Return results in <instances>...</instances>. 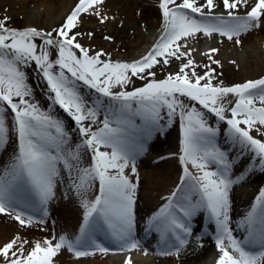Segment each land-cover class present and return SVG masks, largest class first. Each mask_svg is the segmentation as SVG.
<instances>
[{
    "label": "snow or ice",
    "instance_id": "obj_1",
    "mask_svg": "<svg viewBox=\"0 0 264 264\" xmlns=\"http://www.w3.org/2000/svg\"><path fill=\"white\" fill-rule=\"evenodd\" d=\"M102 4L103 0H78L65 22L51 31L34 26L17 29L9 26L10 17H0V150L7 147L11 135L17 139L16 151L0 166V214L21 228L46 224L47 205L57 185L64 182L65 172L69 189L84 210L74 239L60 235L33 242L17 234L0 246V264H54L62 249L76 258L139 249L147 255L149 248L136 236L137 184L126 170L135 176L136 161L147 150L148 141L162 134L177 115L183 174L176 190L164 198L167 202L147 219L146 233H157L163 242L155 254L178 256L196 232V217L204 213L215 225L217 264H264V189L238 221L246 233L242 240L233 235L229 215L232 187L252 171L264 172V140L250 134L257 125L264 127V77L232 86H224L222 80L214 85L212 80L222 73L206 64L204 74H198L184 43L202 33L206 37L218 34L239 45L242 34L264 22V0L252 5L248 0H220L219 4L161 0L164 34L133 63L102 60L107 55L102 49L92 50L80 42L79 37L91 38L93 33L74 31L82 23V13L95 14L104 23L108 17L99 12ZM221 5L226 15L215 14ZM241 5L244 15L238 14ZM218 51L213 48L205 54L211 64H220L214 58ZM173 58L181 60L179 71L155 79L153 67L167 65ZM28 68L44 84L50 101L47 110L35 100ZM132 77L146 83L127 90L134 84ZM81 84L98 94L91 104L82 95ZM230 95L236 99L234 104L228 101L229 108L224 100ZM56 105L74 121L81 137L78 143L65 122L53 114ZM209 115L226 122L231 144L241 153H252L255 166L233 175V162L217 145L219 127L209 123ZM93 125L99 126L94 129ZM89 152L91 163L84 166ZM96 181L98 194L87 199ZM98 234L113 247L98 241ZM195 239L203 237L197 234ZM256 247L260 251L247 250ZM126 264H132L131 257Z\"/></svg>",
    "mask_w": 264,
    "mask_h": 264
},
{
    "label": "bare ground",
    "instance_id": "obj_2",
    "mask_svg": "<svg viewBox=\"0 0 264 264\" xmlns=\"http://www.w3.org/2000/svg\"><path fill=\"white\" fill-rule=\"evenodd\" d=\"M18 1L21 6L15 11L9 12L12 27L19 29L25 26H34L46 31L59 27L60 23L66 20V15H69L78 3V0ZM104 2L106 4L103 3L102 7L106 6L108 8L109 21L103 26H98L96 22L85 21L80 17L82 23H79L74 31L85 34L92 32L93 36L91 38L87 35L80 38L90 44L92 48L102 49L107 54V61L127 63L140 61L152 50L159 38L164 34L163 17L156 15V10L159 11L160 9L161 0H104ZM204 2L205 0H196L197 4ZM215 3L219 4L220 0H215ZM248 3L252 5L255 0H248ZM136 8H140L139 14L135 12ZM245 12L246 9L241 5L238 14L244 15ZM215 14L226 15L222 5L215 8ZM95 32L97 33L94 34ZM105 36L111 37V40L104 39ZM240 40L241 43L237 45L226 37L213 34V37H208L198 45L186 41L184 43L191 50V58L198 74L203 75L206 71L205 65L209 64L216 69L217 73H222V75H219L218 80H212L214 85L222 80L224 86H232L264 77V22L261 23L260 27L242 34ZM209 48L219 49L218 53L214 54V58L220 62L219 65L211 64L206 55L202 60L201 55L205 54L203 51ZM232 61L235 63H231ZM170 63L176 64L173 73H177L181 67V60L173 58L170 59ZM186 71L188 70L186 69ZM97 96L98 94L94 90L87 94L91 103L95 101ZM104 99L107 103V98ZM235 99L234 96L230 95L224 100V103L230 108L231 105L228 104V101L231 100L234 104ZM164 112L166 113V109ZM226 115L230 116V111ZM208 121L213 127H219L216 142L222 150L228 153L230 160L233 162L232 170L234 172L238 170L246 171L249 166H255L251 158L252 153H241L238 146L231 144L227 136L228 126L226 122L218 121L212 115H209ZM173 122L174 128L167 130L165 127L162 134H154V137L151 138L152 140L148 141L149 145L147 144L146 152L136 161L137 172L135 176L126 170L129 178L137 184L135 214L143 212L146 221L167 202L164 198L176 190L183 174V166L179 161V156L182 154L180 151L182 132L178 115L173 119ZM16 149L17 139L15 137L10 138L7 147L4 150H0V166L7 163ZM88 159L90 164L91 155ZM190 170L195 172V169H191V166ZM247 175L254 179L256 183L251 184L249 189L246 190L245 198L241 199L234 197V195L231 199L229 197L231 205L229 215L231 227L234 229L233 235L240 240L244 238L246 233L239 228L238 221L242 220L246 213L251 210L253 204L256 203V197L261 191L259 189L258 193V187L261 185L263 187L261 189H264V172L255 170ZM64 178L67 177L65 176ZM254 189L255 192L252 193ZM96 194H98L97 184L86 193V198L93 199ZM75 196L77 195L69 189V186L65 189L58 184L55 189L52 206L47 207L49 213L46 218L47 223L40 226L21 228L18 222L0 214V246L17 234L33 242L44 238H52L53 236L59 237L60 235H67L69 238L74 239L76 235H79L78 229L83 223L84 211L81 207L80 198ZM205 220L207 221L206 223H209L206 218ZM212 225L213 229H215V225ZM195 227L196 232L189 239L188 245L180 250L178 256L155 254L154 264H217L220 253L214 238L209 240L202 239L201 241L195 239L197 234L201 235L205 231L209 232V229L203 224V219H196ZM153 233L156 237V242H161L163 245L160 237H157V233ZM138 239L142 241L144 246L149 248V252L151 249L156 250L157 247L155 245L147 244L142 238ZM105 241L107 246H112L110 240L106 239ZM256 249L259 248L247 250L252 252L260 251ZM131 253L125 254L124 257H131L132 259L134 255ZM119 260L118 256L111 255V252L108 254L97 252L91 256L76 258L67 249H62L54 258V264H120ZM114 261L117 262L113 263Z\"/></svg>",
    "mask_w": 264,
    "mask_h": 264
},
{
    "label": "rangeland",
    "instance_id": "obj_3",
    "mask_svg": "<svg viewBox=\"0 0 264 264\" xmlns=\"http://www.w3.org/2000/svg\"><path fill=\"white\" fill-rule=\"evenodd\" d=\"M0 2H1L0 3V17L7 15L8 17L11 18V15H10L9 12L15 11L19 6H21V4L19 3L18 0H0ZM103 3L106 4V2H104V0H103ZM102 5L99 6V12L101 13V15L108 17V19L104 23H101L99 17L97 15H95V14L82 13L80 17H82L85 21L96 22L98 26H103L107 21L110 20V18H109V15H108V13H109L108 8L106 6H103L102 7ZM135 12L137 14H139L140 8L139 9L136 8L135 9ZM214 12H215V9H214ZM156 15L158 17H161L162 16L161 9H159V11L156 10ZM67 16L68 15H66V17ZM80 17H79V20H80ZM143 21H145V20H143ZM64 22H61L60 25H59V27ZM9 26L12 27L11 21H9ZM25 27H27V26H25ZM28 27H31V26H28ZM19 29H23V28H19ZM38 29H40V28H38ZM96 33L97 32H95L94 34H96ZM79 39H80V42L85 47H88V48H90L92 50H97L94 47L92 48L90 46V44L86 43L80 37H79ZM187 42L188 43H194V44H197V45L199 43L201 44L203 42V34L202 33L201 34H197V36H195V37L188 38V41ZM101 59L107 61V55L102 56ZM160 59L162 60L163 58L161 57ZM111 62H113V61H111ZM175 66H176V64L170 63V61H169V64H167V65H162V64L155 65L153 67V69H152V71H154L156 73L155 79L162 80L168 74H170V73L171 74H174L173 73V70L175 69L174 68ZM26 71H27L28 78H29V81L28 82L32 85V87H33V89L35 91V100L39 102L40 107L42 109L47 110L48 107H49L50 101L47 99V97L45 95V88H44L43 82L37 78V74H36V72L34 71L33 68H28ZM131 79L134 81V84L130 83L128 85V89L127 90H132L133 87L143 86L146 83L145 80H141L138 77H132ZM212 83L214 84L213 81H212ZM80 91H81L82 95L91 104L89 98L87 97V94L89 92H91V90L81 84ZM53 114L56 117L60 118L61 120H63L65 122L67 128L71 130V135H72L73 142L74 143H78L81 140V137H80L78 131L76 130V125H75L74 121H72V119L67 115V113H65L61 108H59L58 105H56V106L53 107ZM163 123H167L166 119H165V121H163ZM98 126L99 125H93V128L95 129ZM172 128H174V122H172L171 125L166 126V129L167 130H169V129L171 130ZM257 128H259V131H257ZM250 134L254 138H256V139L264 140V127L257 125L256 127H254L250 131ZM13 137H15V135H11V139ZM90 155H91V153L89 152V153H87L84 156V158H83V164H84V166H88L89 165V162H88L89 159H88V157H90ZM63 176L64 177L65 176L67 177V173L64 174ZM96 184L98 185V181H96L94 185H96ZM60 186L61 187H64L66 189L69 186L68 179L67 178H64V182L63 183H60ZM230 193H229V197L230 198L231 197L233 198V195H231ZM75 197L76 198H79L78 196H75ZM52 201L53 200L50 201V203L47 205V207L52 206ZM63 202H68V201H63ZM135 215H136V236H137V238H142V239L146 240V242L148 244H152V245H155L156 247H158L160 243L159 242H156V237H155L154 233L153 232L146 233V231H145L146 226H147L146 225V222L147 221H146V218L144 216V213L143 212H137ZM207 227L210 228V225L207 226ZM79 229H80V227H79ZM79 229H78V233H79ZM202 234H204V236L206 237L205 240H209V238H213L211 235H208V233H202ZM157 237L159 238L158 234H157ZM97 240L106 245V241H105L106 238L103 235H99L98 234L97 235ZM108 247L109 248H112L111 246H108ZM129 252L130 251H123V252H117V253H112L111 252V255H113V256L125 255V254H127ZM131 252H132L131 254L134 255V258H133L134 264H154L155 263V258L156 257L154 255L155 254V250L154 249H151V251L147 255L145 254V252L143 251V249L133 250ZM116 262L117 261H114L113 263H116ZM118 262H120V264H126V261H118Z\"/></svg>",
    "mask_w": 264,
    "mask_h": 264
}]
</instances>
